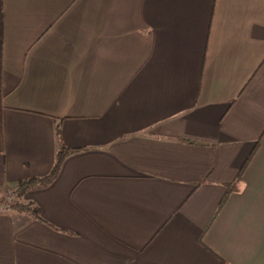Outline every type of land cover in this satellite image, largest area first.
Instances as JSON below:
<instances>
[{
  "label": "crops",
  "instance_id": "obj_1",
  "mask_svg": "<svg viewBox=\"0 0 264 264\" xmlns=\"http://www.w3.org/2000/svg\"><path fill=\"white\" fill-rule=\"evenodd\" d=\"M61 145L0 264H264V0H0V189Z\"/></svg>",
  "mask_w": 264,
  "mask_h": 264
},
{
  "label": "trees",
  "instance_id": "obj_2",
  "mask_svg": "<svg viewBox=\"0 0 264 264\" xmlns=\"http://www.w3.org/2000/svg\"><path fill=\"white\" fill-rule=\"evenodd\" d=\"M60 133L59 130H57V136L59 137ZM70 153L68 149H66L63 145L60 146V149L56 155L55 163L54 166L51 170V172L41 178H32L24 181H20L13 187V194H15L17 197H22L27 191L30 189L36 187V186H41V185H46L49 184L57 175L58 171L60 170V167L62 165L63 160L66 158V156ZM242 173L243 170L240 172L238 179L230 187V190H235L238 188V185L241 182L242 178ZM9 209L25 212V213H30L34 215L38 219H42L40 216V209L38 207H35L32 203H23L19 201H15L10 204L8 207Z\"/></svg>",
  "mask_w": 264,
  "mask_h": 264
},
{
  "label": "rangeland",
  "instance_id": "obj_3",
  "mask_svg": "<svg viewBox=\"0 0 264 264\" xmlns=\"http://www.w3.org/2000/svg\"><path fill=\"white\" fill-rule=\"evenodd\" d=\"M19 201L26 203L22 197L13 194V187H4L0 189V209H8L11 203Z\"/></svg>",
  "mask_w": 264,
  "mask_h": 264
}]
</instances>
